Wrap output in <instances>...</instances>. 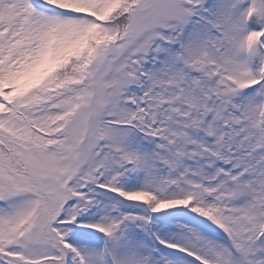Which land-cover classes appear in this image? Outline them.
Returning a JSON list of instances; mask_svg holds the SVG:
<instances>
[{"label": "snow or ice", "instance_id": "6c2138e0", "mask_svg": "<svg viewBox=\"0 0 264 264\" xmlns=\"http://www.w3.org/2000/svg\"><path fill=\"white\" fill-rule=\"evenodd\" d=\"M0 264H264V0H0Z\"/></svg>", "mask_w": 264, "mask_h": 264}]
</instances>
